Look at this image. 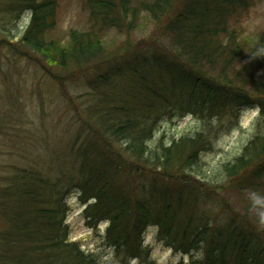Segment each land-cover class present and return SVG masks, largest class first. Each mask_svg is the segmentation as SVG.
<instances>
[{
  "label": "trees",
  "instance_id": "1",
  "mask_svg": "<svg viewBox=\"0 0 264 264\" xmlns=\"http://www.w3.org/2000/svg\"><path fill=\"white\" fill-rule=\"evenodd\" d=\"M254 2L85 0L90 26L72 28L64 39L54 35L58 0L9 1L6 10L14 17L23 11L31 17L14 50L71 78L82 75L90 91L81 127L88 131L79 132L72 146L78 174L55 183L40 168L23 167L0 186L7 220L0 264H101L70 237L73 191L90 226L107 223L105 243L124 264H155L144 242L149 226L175 251L200 250L199 264H264V229L235 211L226 210L222 223L212 219L202 208L208 199L203 191L222 182L211 186L193 178L210 177L203 165L213 149L214 121L233 124L252 106L264 118V27L243 36L234 26ZM149 20L159 35L134 39ZM113 30L119 35L111 37ZM52 76L63 85L60 75ZM187 115L201 119L205 129L152 146L168 116ZM221 168L219 180L239 190L264 186V131Z\"/></svg>",
  "mask_w": 264,
  "mask_h": 264
},
{
  "label": "rangeland",
  "instance_id": "2",
  "mask_svg": "<svg viewBox=\"0 0 264 264\" xmlns=\"http://www.w3.org/2000/svg\"><path fill=\"white\" fill-rule=\"evenodd\" d=\"M9 1L0 0V186L7 185L13 173L23 167H38L57 183L60 177L78 174V161L72 146L79 132L85 134L88 131L81 127L85 123L83 106L90 89L82 75L75 74L71 78L57 67L14 50L13 46L19 45L31 17L24 11L19 12L21 16L14 17L6 10ZM254 1L252 7L234 22L243 36L258 33L264 27V0ZM57 18L54 35L64 39L68 38L72 28L86 29L91 24L85 0H58ZM159 33L157 24L149 20L133 36L146 40ZM110 35L119 34L113 30ZM52 74L62 77V86ZM229 124L225 120L222 124L214 121L211 127L213 149L204 154L203 165L209 170L210 177L207 179L205 174L193 176L198 184L208 182L215 186L222 182L218 184H221L220 188L203 191L208 199L207 202L201 199L206 203L202 208L219 223L226 220V210H229L247 215L264 229V186L257 191L239 190L218 178L221 167L233 163L248 141L260 130L264 131V118L259 108L252 106L243 109L238 121ZM204 126L201 119L191 115L168 116L159 125L152 146L159 144L161 138L170 143L184 134L203 130ZM262 178L264 181V176ZM68 203L71 239L95 254L101 264H124L114 249L105 243L107 223L92 226L87 223L83 214L85 205L77 191L70 194ZM6 227L7 220L0 211V230ZM157 232V228L149 226L144 234V242L150 248L155 264H199L200 250L193 254L175 251L158 238ZM131 264H139V260H132Z\"/></svg>",
  "mask_w": 264,
  "mask_h": 264
}]
</instances>
